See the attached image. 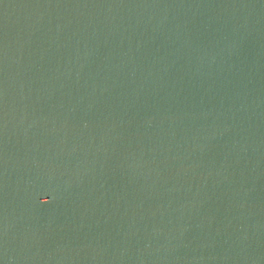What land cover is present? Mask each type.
Segmentation results:
<instances>
[{"label": "water", "instance_id": "1", "mask_svg": "<svg viewBox=\"0 0 264 264\" xmlns=\"http://www.w3.org/2000/svg\"><path fill=\"white\" fill-rule=\"evenodd\" d=\"M0 264H264V0H0Z\"/></svg>", "mask_w": 264, "mask_h": 264}]
</instances>
